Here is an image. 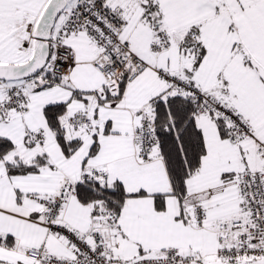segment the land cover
<instances>
[{"label": "snow or ice", "instance_id": "6c2138e0", "mask_svg": "<svg viewBox=\"0 0 264 264\" xmlns=\"http://www.w3.org/2000/svg\"><path fill=\"white\" fill-rule=\"evenodd\" d=\"M0 264H264V0H0Z\"/></svg>", "mask_w": 264, "mask_h": 264}]
</instances>
